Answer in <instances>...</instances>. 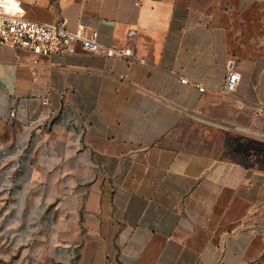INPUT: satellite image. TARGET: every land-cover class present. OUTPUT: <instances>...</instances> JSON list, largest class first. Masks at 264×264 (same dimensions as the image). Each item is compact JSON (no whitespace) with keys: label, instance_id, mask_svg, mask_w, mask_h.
Returning a JSON list of instances; mask_svg holds the SVG:
<instances>
[{"label":"crops","instance_id":"1","mask_svg":"<svg viewBox=\"0 0 264 264\" xmlns=\"http://www.w3.org/2000/svg\"><path fill=\"white\" fill-rule=\"evenodd\" d=\"M21 1L134 57L0 43V234L61 264H264V0Z\"/></svg>","mask_w":264,"mask_h":264},{"label":"built area","instance_id":"2","mask_svg":"<svg viewBox=\"0 0 264 264\" xmlns=\"http://www.w3.org/2000/svg\"><path fill=\"white\" fill-rule=\"evenodd\" d=\"M0 43L13 48H25L33 54L32 62L37 64L39 57L52 52L65 53L81 44L84 48L103 52L107 55L134 57L131 46L116 48L103 45L99 41V32L96 29H87L85 25H79L75 29L69 28L64 22L46 23L28 19L24 15V7L21 0H0ZM242 80V75L234 66V62L228 64L227 77L221 91L230 94L236 91ZM182 82H190L200 91L205 90V85L186 77ZM47 103V100L44 101ZM264 112V104H259ZM16 115V108L11 111V116ZM69 110L61 114V119L68 124L75 125Z\"/></svg>","mask_w":264,"mask_h":264},{"label":"rangeland","instance_id":"3","mask_svg":"<svg viewBox=\"0 0 264 264\" xmlns=\"http://www.w3.org/2000/svg\"><path fill=\"white\" fill-rule=\"evenodd\" d=\"M0 264H59L46 257L33 254L26 244L0 234Z\"/></svg>","mask_w":264,"mask_h":264},{"label":"trees","instance_id":"4","mask_svg":"<svg viewBox=\"0 0 264 264\" xmlns=\"http://www.w3.org/2000/svg\"><path fill=\"white\" fill-rule=\"evenodd\" d=\"M59 264H61V263H59Z\"/></svg>","mask_w":264,"mask_h":264}]
</instances>
